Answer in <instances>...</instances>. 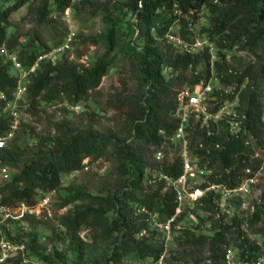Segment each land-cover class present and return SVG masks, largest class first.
<instances>
[{"label":"trees","instance_id":"obj_1","mask_svg":"<svg viewBox=\"0 0 264 264\" xmlns=\"http://www.w3.org/2000/svg\"><path fill=\"white\" fill-rule=\"evenodd\" d=\"M3 1L6 0H0V49L16 55L26 68L33 66L51 47L60 46L64 41L66 28L50 17L52 11L63 12L71 8L80 25L77 14L83 9L90 8L99 12L108 10V4H101L100 0H41V6L36 9L39 23H57L62 30L61 36L59 39L53 37V46L46 44L40 37L21 45L17 37L8 35V29L13 25L15 14L32 0H16L8 7L3 6ZM118 1V5L122 4L123 8L131 12L134 34L145 42L144 54L137 52L138 47H129V53L139 56L142 60V77L148 87L144 99L134 105L131 111H128L130 106L126 105L124 100L111 103L116 109H127L132 122L131 142L117 141L113 142V146L122 161V174L129 176L127 187L132 185L133 191L128 190L116 195L117 202H108L112 204L115 218L110 219L106 216L107 212L101 209L80 207L74 214L62 219L66 235L72 241L79 238V232L85 227L100 229L107 237L120 233L121 242L115 245L107 264H124V258H134L139 262L157 261L165 253L162 236L156 231L153 232L152 238H137L139 233L151 230L147 217L137 214L136 205L146 207L161 220H167L176 213V195L171 190L163 193V182L158 181L159 187L150 192L139 188L147 168L153 172L162 171L173 178L182 174L180 157L174 159L173 163H149L144 155H141L144 154L145 148H151L154 155L165 143L171 141L178 128L179 120L175 117V112L179 92L173 87L171 80H167L165 74L168 71L176 75L173 80L189 82L193 86L207 83L212 73H215L223 86L234 88L233 92L227 95V99L238 102V117L235 119L243 122V131L238 137H232L228 133L227 120L232 119L231 116L218 124L211 123L209 128L202 127V123L198 122L188 129L190 149L200 164H207L208 170L212 171V183L223 184L230 189L240 186L247 179L245 171L254 167L250 165L252 156L264 143V101L260 91L262 85L258 82L259 78L260 81L264 80V0ZM115 8L118 9L117 6ZM203 9L209 12L211 18L209 26L202 28V33L218 48L217 60L214 63L208 50L198 54L179 53L172 44L170 45L173 52L170 55L156 54L153 48L162 40L167 41L166 36L174 26L178 25L180 28L176 33L189 40V21L197 22ZM100 41H103L105 53L90 67L78 68L65 56L56 64L41 61L37 71L26 80V99L21 104L27 105L30 112H35L40 103L51 104L59 100L78 105L88 100L91 94L98 90L115 62L116 58L112 54L119 44L116 27L111 26L105 36L93 40L95 44ZM236 46L241 50L262 52L263 67L259 75L255 76L251 68L241 72L233 69V62L227 59L225 51L233 50ZM199 66L203 67L201 73L193 74L191 78L185 75ZM12 70L8 56L0 53V95L6 97V100L0 98L3 108L7 102L13 101L20 79ZM224 94L225 92L220 91L216 92L215 96ZM219 106L220 104L214 109L217 110ZM11 125L12 118L8 112L0 115V136L10 131ZM22 125L21 121L19 129ZM209 131L212 133L210 136ZM57 132L56 137H40L39 149L31 154L29 150L19 146L18 137L11 140L13 144L10 149L7 146L0 149V161H6L5 163L18 169V173L10 182L0 185V205L17 207L18 204L24 203L29 207H36L39 197L62 187L63 175L81 170L87 158L99 159L108 153L111 140H100L90 132L74 133L63 124L57 125ZM248 142L250 144H247ZM71 199L73 200L69 202L85 200L86 196L79 193ZM130 202L134 203V206ZM202 205L206 213L220 216L219 199L214 194H208L202 199ZM263 214L264 210L258 207L253 217L248 220L249 226L258 222ZM184 216L182 214L178 217V222ZM245 222L239 218H234L231 224L217 220L213 225L212 235H198L190 229H182L181 235L176 237L177 245L183 250H203L207 247V264H225L226 252L233 244L240 251L241 260L255 262L259 256V248L250 245L245 238L242 231ZM5 228L4 234L8 239L11 234ZM36 240L37 235L34 233L28 239L27 247H33ZM66 255L57 253L62 260Z\"/></svg>","mask_w":264,"mask_h":264},{"label":"rangeland","instance_id":"obj_2","mask_svg":"<svg viewBox=\"0 0 264 264\" xmlns=\"http://www.w3.org/2000/svg\"><path fill=\"white\" fill-rule=\"evenodd\" d=\"M80 0H74L79 2ZM15 1H3V6L8 7ZM101 4H108V10L99 12L93 9H83L77 14L80 22V40L75 53L69 55L68 61L78 68L90 67L96 59L105 53L103 41L95 44L97 40L105 36L111 26L116 27L119 44L113 52L115 62L110 67L108 74L104 77L102 84L97 91L93 92L88 100L78 104H68L66 101H55L51 104L40 103L35 112H30L28 106L21 104L20 119L23 125L20 127L14 137H18L20 147L29 150V154L36 152L40 146V137L58 136L57 125H65L74 133L90 132L97 135L100 140L110 141L107 155L99 158H87L84 161V167L76 172L62 176L63 185L55 192L47 193L44 196L49 197V205L46 209H41L40 217L26 218L27 224L22 221L10 220L7 223H0V240L10 243L13 246L12 255L6 261H0V264H107L108 258L114 251L115 245L121 242V234L114 233L107 237L100 229L93 227L82 228L79 232V238L72 241L66 235V230L62 226V219L74 214L77 208H95L106 211L110 219L115 218V212L111 209L112 204L109 201H116V195L125 191H133L132 185L127 187L129 176L122 174L121 159L116 155L113 142L128 141L131 142V120L128 111L142 102L148 87L145 85L141 67L142 60L139 56L129 53V47H138L137 52L144 54V39L138 38L134 34V22L131 12L123 5H118V0H100ZM41 6V0H32L22 7L14 16L13 25L8 29V35L18 38L21 45H26L31 41L38 40L40 37L46 44L53 46V37L61 36V28L57 23L47 22L39 23L36 9ZM118 7L116 9L115 7ZM199 26L201 29L210 24L211 15L203 9L199 14ZM50 20V17H49ZM179 26H174V31H179ZM202 34V32H201ZM156 54L167 56L173 52L171 45L162 40L161 43L153 48ZM228 60L233 62V69L241 72L251 68L255 76L259 75L263 67V55L260 50L256 52L241 50L237 46L233 50L225 51ZM11 55V54H9ZM13 55V54H12ZM7 59V58H6ZM9 59V58H8ZM13 74L17 75L15 70ZM203 67L199 66L195 71L189 70L185 75L190 78L193 74H199ZM167 80H171L173 87L178 91V96L190 89L195 91L199 86H193L189 82L183 83L176 78L175 74L169 71L165 74ZM209 82L212 86V94L207 95V108L212 109L218 104L221 107H228L226 116H237V100L229 101L227 95L232 93L233 87L223 86L217 74L212 73ZM261 83L260 91L262 101H264V80ZM173 80V81H172ZM247 84V83H246ZM225 92L224 95L215 96L216 92ZM116 100H124L130 109H116L111 106ZM6 105H0V115L6 112ZM9 113V112H8ZM12 141L7 143L8 149L12 146ZM164 154L162 163H173L174 159L180 157L181 147L172 140L165 143L160 149ZM151 148L144 149L141 155L153 163L156 160L155 154L151 153ZM3 154V153H2ZM6 161H0V185L10 182L18 173V169ZM250 173L245 171L246 178H253V183L247 184L243 193L234 195L231 199H219L220 216H211L206 213L201 205L186 206L183 209L185 216L173 228L171 240L164 241L165 246V264H207L209 263V250L180 249L177 245L176 237L181 235L182 229H190L198 235H212L213 225L217 220L224 224H231L234 218L245 220L242 231L245 238L252 246L259 248L258 252L264 249V214L261 219L253 224L248 220L253 217L258 207L264 210V144L257 149L251 158ZM6 170V171H4ZM153 171L145 170V178L139 188L146 191H153L159 187V183L153 182ZM212 171L207 173L210 178ZM246 179L242 182L245 183ZM166 187L163 193L168 191ZM84 194L86 199H79L73 202L78 194ZM42 197V196H41ZM39 197V201H41ZM131 203V202H130ZM134 206V203H131ZM111 209V210H110ZM181 214V215H182ZM157 220H161L157 216ZM7 226V228H5ZM7 229L11 236L6 237L3 229ZM151 232H147L145 237H153L155 232L149 225ZM37 235L33 247H27L28 239L32 234ZM138 239H142L140 233ZM230 248L240 251L231 244ZM65 253L64 260L57 256V253ZM134 258H124V264ZM149 260L140 262L148 264ZM152 262V260H151Z\"/></svg>","mask_w":264,"mask_h":264},{"label":"built area","instance_id":"obj_3","mask_svg":"<svg viewBox=\"0 0 264 264\" xmlns=\"http://www.w3.org/2000/svg\"><path fill=\"white\" fill-rule=\"evenodd\" d=\"M176 12L178 13L177 10ZM50 17L65 26L66 35L64 41L60 46L51 47L46 53L39 57L38 61L33 66L28 68L24 67L22 63L19 62L16 55H9L6 50L0 49V53L8 56L11 61L12 69L17 72V75L20 78L18 86L14 92L13 101L6 103V112H9L12 118V125L11 130L7 134L0 136V149L7 146V143L13 139L16 131L19 129L21 123L19 106L21 102L26 99V80L28 76L37 71L41 61L46 60L56 64L64 56L69 58V55L75 53L80 40V25L75 19L71 8L63 12L54 10ZM199 19L197 22L192 20L189 21L187 27L190 32L189 40L176 33L173 28L168 32L166 39L169 44H172L178 50L179 53L198 54L203 50H208L211 54V61L214 63L217 60L218 48L207 35L203 33L201 34L202 29L199 26ZM165 71L167 72L168 68H166ZM211 79L213 80L212 77ZM209 81L207 83L202 82L199 84L195 91L186 89L178 97V107L175 112V117L179 122L178 128L171 140L179 144L181 147V176L173 178L162 171L153 173V182H163L165 188L167 187L175 193L177 203L175 215L167 220L160 221L157 220V215L150 213L146 207L136 205L137 214L146 216L149 225L155 229L154 231L161 234V236L164 237V240H171L173 236V228L178 223V217L183 213L184 207L188 205L201 206L202 199L208 194H214L218 199H231L234 195L245 192L247 184L249 182L253 183L254 181L253 178H247L245 183H242L240 186L233 189H230L223 184L212 183L210 178L207 177V173H209L207 164H200L199 159L193 155L190 149L191 139L188 131L189 128H192V126L198 122L202 123V127L209 128L211 123L218 124L219 121L230 117L225 115L228 108L226 106L221 107L220 105L217 110L214 108H207V95L213 93ZM0 98L6 100L4 95H0ZM77 107H79V105H77ZM231 117L232 119L227 120L228 133L232 137H238L243 131V122L235 119L237 118L236 116ZM211 134L212 133L209 131L208 135L210 136ZM247 144H250V142ZM155 158L157 162L162 163V160L164 159L163 152L158 150L155 153ZM246 171L250 173L251 170L247 169ZM48 205V195L42 196L41 201H39L36 207H29L24 203L18 204L17 207L0 205V223H7V221L15 219L16 221H22L23 224L26 225V218L40 217L41 209H46ZM140 235L143 238L147 235V232L143 231ZM12 250L13 246L10 243L5 242L3 239L0 240V261H6L10 255H12ZM165 257L166 255L163 254L159 260H152V262L149 260L148 264H165ZM129 264L141 263L137 260H131L129 261ZM225 264H264V249L259 252V256L255 262H245L238 258L237 250L229 248L225 256Z\"/></svg>","mask_w":264,"mask_h":264}]
</instances>
